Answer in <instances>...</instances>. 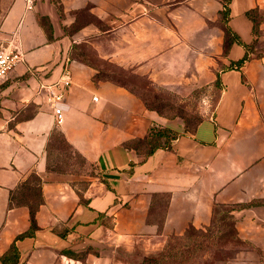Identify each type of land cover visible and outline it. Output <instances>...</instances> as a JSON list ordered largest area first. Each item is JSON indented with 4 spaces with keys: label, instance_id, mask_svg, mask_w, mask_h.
<instances>
[{
    "label": "crops",
    "instance_id": "1",
    "mask_svg": "<svg viewBox=\"0 0 264 264\" xmlns=\"http://www.w3.org/2000/svg\"><path fill=\"white\" fill-rule=\"evenodd\" d=\"M229 8L226 27L221 0L14 2L0 48L24 61L0 79V264L14 243L10 264H145L170 239L211 227L219 206L232 209L241 247L212 264H264V0ZM113 67L182 98L215 87L218 101L188 127ZM66 70L57 125L47 96ZM153 126L178 133L170 148L129 145ZM75 156L96 175L75 170ZM30 204L37 229L18 240L31 230Z\"/></svg>",
    "mask_w": 264,
    "mask_h": 264
},
{
    "label": "rangeland",
    "instance_id": "2",
    "mask_svg": "<svg viewBox=\"0 0 264 264\" xmlns=\"http://www.w3.org/2000/svg\"><path fill=\"white\" fill-rule=\"evenodd\" d=\"M15 1L0 0V32L3 20ZM221 1L224 4V9L227 8L225 4L228 0ZM85 50L86 54H93L88 47ZM112 69L116 74L114 76L115 80L128 85L132 91L136 92L135 95L138 98H144L150 94L149 96L154 98L155 102L161 107L160 109L171 117H179L188 127L209 116L218 101V92L215 87H203L194 91L189 97L182 98L164 88L152 87L148 79L133 73L131 70L122 71L120 68L114 67ZM120 75H122V78H119ZM130 145L145 152L149 150V146L144 140L130 142ZM62 154L65 166L72 168L70 152L64 149ZM73 165L75 170L79 165L82 173L87 172L90 176L96 175L94 165L89 164L82 157L78 159L75 156ZM223 226H225L224 232L217 233L220 225H212L208 228V232L204 230L206 237L193 239L192 242L182 239L172 241L170 245L177 248L178 253L172 255L170 259L162 260L160 264H212L216 261H229L234 258L236 251L241 247V243L238 238L234 237L232 223L226 222Z\"/></svg>",
    "mask_w": 264,
    "mask_h": 264
},
{
    "label": "trees",
    "instance_id": "3",
    "mask_svg": "<svg viewBox=\"0 0 264 264\" xmlns=\"http://www.w3.org/2000/svg\"><path fill=\"white\" fill-rule=\"evenodd\" d=\"M230 3L231 0H228L225 4V6L227 8L223 9L221 14V21L223 22V24L227 27V21H228V17L230 15ZM224 6V4H223ZM226 33H227V40H226V49L230 46V44L232 42H234V38H231L230 34V30L228 28H226ZM248 50L252 49V46L247 47ZM250 59V56L246 54V56L238 61L235 62L233 65H231L230 68L236 67L238 69H240V67L243 66V64L248 61ZM55 137H58V139H62V137L59 134H55ZM178 137V133H176V131H172L171 129L167 128V127H162V126H153L152 128H150L148 135L146 136L145 140L147 142V145L149 146V150L147 151V155H150L152 153H154L155 150L159 149V148H170L171 147V143L173 140H175ZM62 146H63V150H67V152L69 151L67 144L64 142V140L61 142ZM130 145V143H129ZM131 146V145H130ZM34 196H37V194H35ZM30 211H31V222H32V226H31V230L30 232H27L23 235H20L17 239H23L25 237L31 236L33 231H35L37 229V225H36V220H35V216H36V212L37 209L39 208V205H35V204H30L29 205ZM232 209L231 208H226V207H217L215 210V219H214V223L213 225H220V228L218 229L217 233H221L222 231L224 232V228L225 226H223L224 223L228 222V223H232V229L234 231V237H237L236 234V230L234 228V220H233V216L231 215ZM227 227V226H226ZM228 229V228H227ZM208 232V228L205 230ZM206 232V233H207ZM207 235L204 234V230H197L195 228H190L186 234L183 237H176V238H172L170 239V241L168 242L164 252L162 253L161 257L159 259H153V258H145L144 259V263L145 264H160L162 260L164 259H170L172 257V255H175L178 253V249L171 246L170 243H172V241H175L176 239H182V240H187L192 242L193 239H201L206 237ZM223 237V236H222ZM182 254V253H181ZM19 256L18 251H17V247L16 244L14 243L10 249V252L4 256L2 258L3 264H10L9 259H17Z\"/></svg>",
    "mask_w": 264,
    "mask_h": 264
},
{
    "label": "built area",
    "instance_id": "4",
    "mask_svg": "<svg viewBox=\"0 0 264 264\" xmlns=\"http://www.w3.org/2000/svg\"><path fill=\"white\" fill-rule=\"evenodd\" d=\"M27 9L32 10L34 7L35 0H25ZM24 61V55L21 51L17 49H10L9 47L0 48V79H4L8 74L14 70V68ZM72 83L71 72L66 70L62 79V82L59 84L61 90L59 92H50L47 96V102L52 104L54 108L55 121L57 125H62L64 123L65 117L63 110L58 106L60 102L64 100V91L70 87ZM95 102L98 101V97H94Z\"/></svg>",
    "mask_w": 264,
    "mask_h": 264
}]
</instances>
